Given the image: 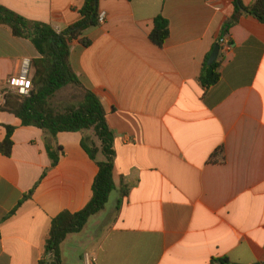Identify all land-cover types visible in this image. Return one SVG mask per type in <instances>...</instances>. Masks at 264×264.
I'll return each instance as SVG.
<instances>
[{"label": "crops", "instance_id": "1", "mask_svg": "<svg viewBox=\"0 0 264 264\" xmlns=\"http://www.w3.org/2000/svg\"><path fill=\"white\" fill-rule=\"evenodd\" d=\"M84 1L0 4L60 32L81 19ZM233 2L100 1L104 24L86 32L89 47L72 44L70 59L114 132L116 190L62 244L61 264H264V24L243 17L219 45L220 81H200ZM159 16L170 24L162 47L150 39ZM39 57L0 25V87ZM0 124V142L5 126L17 128L12 155L0 152V264H38L52 220L90 202L98 166L81 133L57 136L64 155L53 167L42 130L7 112Z\"/></svg>", "mask_w": 264, "mask_h": 264}, {"label": "trees", "instance_id": "2", "mask_svg": "<svg viewBox=\"0 0 264 264\" xmlns=\"http://www.w3.org/2000/svg\"><path fill=\"white\" fill-rule=\"evenodd\" d=\"M100 1L85 0L80 11L81 19L60 32L48 23L28 20L0 4V25L9 27L14 37L29 40L40 55L33 60L35 74L31 95L23 97L10 92L6 96V103L0 104V112L13 114L25 127H36L43 131L47 153L53 167L58 165L64 155L63 148L57 144V136L63 133H81L82 149L98 166L90 202L79 212L63 211L52 220L49 238L38 264H61L62 244L68 236L82 232L89 220L106 207L110 195L116 190L113 174L116 157L114 132L108 124L107 113L101 101L76 74L70 59L74 42H79L84 47L91 45L92 41L85 34L89 29L100 26ZM233 6L232 15L221 28L220 39L228 37L230 31L243 17L250 16L264 24V0H254L248 6L243 0H234ZM169 36V21L159 16L155 19L150 39L155 45L162 47ZM208 62L209 58L200 77L205 88L216 85L221 78V62L216 61L212 65ZM69 87L76 91L71 101L55 105L53 100ZM5 128L7 134L0 142V152L10 157L14 147L13 136L17 128L13 126ZM37 187L38 184L24 195L18 208L10 216L16 214L25 201L33 198ZM128 192L124 189L123 196H127ZM211 264L235 263L228 258H215Z\"/></svg>", "mask_w": 264, "mask_h": 264}, {"label": "built area", "instance_id": "3", "mask_svg": "<svg viewBox=\"0 0 264 264\" xmlns=\"http://www.w3.org/2000/svg\"><path fill=\"white\" fill-rule=\"evenodd\" d=\"M105 15L101 14L99 17V24H104ZM228 38H221L219 40L220 46L224 47L228 45ZM35 74V68L33 60L31 58H24L21 62L19 74L8 79L0 87V104L6 103V96L10 92H14L20 96L28 97L33 90V77ZM96 257L87 256L86 264H96Z\"/></svg>", "mask_w": 264, "mask_h": 264}, {"label": "rangeland", "instance_id": "4", "mask_svg": "<svg viewBox=\"0 0 264 264\" xmlns=\"http://www.w3.org/2000/svg\"><path fill=\"white\" fill-rule=\"evenodd\" d=\"M75 93H76V91L72 87H69V88L61 91L57 95V97L53 100V103H55V105H57L59 103L69 102V101H71V98H72L73 94H75ZM92 134L94 135L93 131H92ZM94 139H96V138L94 137Z\"/></svg>", "mask_w": 264, "mask_h": 264}, {"label": "water", "instance_id": "5", "mask_svg": "<svg viewBox=\"0 0 264 264\" xmlns=\"http://www.w3.org/2000/svg\"><path fill=\"white\" fill-rule=\"evenodd\" d=\"M219 54H220V46L217 45L209 59V62H208L209 65L214 64L218 60Z\"/></svg>", "mask_w": 264, "mask_h": 264}]
</instances>
